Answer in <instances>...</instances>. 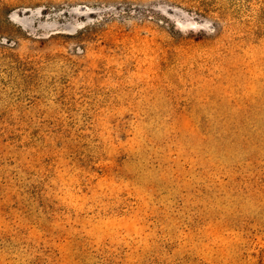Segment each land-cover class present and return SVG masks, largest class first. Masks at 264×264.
<instances>
[{
  "label": "rangeland",
  "instance_id": "rangeland-1",
  "mask_svg": "<svg viewBox=\"0 0 264 264\" xmlns=\"http://www.w3.org/2000/svg\"><path fill=\"white\" fill-rule=\"evenodd\" d=\"M0 264H264V0H0Z\"/></svg>",
  "mask_w": 264,
  "mask_h": 264
}]
</instances>
